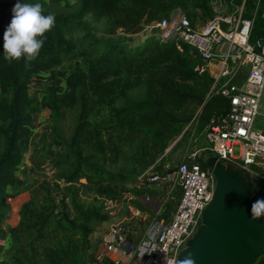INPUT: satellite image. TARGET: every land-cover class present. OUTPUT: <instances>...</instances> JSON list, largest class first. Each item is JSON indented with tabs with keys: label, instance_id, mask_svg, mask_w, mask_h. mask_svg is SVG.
Wrapping results in <instances>:
<instances>
[{
	"label": "trees",
	"instance_id": "obj_1",
	"mask_svg": "<svg viewBox=\"0 0 264 264\" xmlns=\"http://www.w3.org/2000/svg\"><path fill=\"white\" fill-rule=\"evenodd\" d=\"M60 1L20 0L39 2L55 24L36 59L9 63L3 33L17 0H0V234L8 188L16 186L34 115L42 110L49 121L43 166L55 171L17 209L8 227L11 251L0 264H95L93 233L107 218L104 200L131 194L130 203L149 219L160 207L156 192L127 183L151 165L161 171L170 144L188 143L187 126L205 130L229 105L211 89L209 73L196 69L201 61L190 45L161 41L154 31L134 40L144 24L176 9L192 24L206 22L209 0H75L70 11L52 9ZM96 23L103 24L102 37ZM262 25L257 18L254 32ZM33 84L42 85L40 95L31 92ZM68 113L73 120L65 131ZM252 180L255 189L264 187V178ZM147 193L150 200L142 202ZM256 264H264V254Z\"/></svg>",
	"mask_w": 264,
	"mask_h": 264
},
{
	"label": "built area",
	"instance_id": "obj_2",
	"mask_svg": "<svg viewBox=\"0 0 264 264\" xmlns=\"http://www.w3.org/2000/svg\"><path fill=\"white\" fill-rule=\"evenodd\" d=\"M212 17L192 24L176 9L169 17L146 24L147 35L161 41L183 42L200 58L199 72H208L212 90L229 101L228 109L213 117L204 130V145L182 156L174 166L161 171L149 166L137 176L139 187L153 189L160 207L148 213L130 203L126 217L110 225L109 240L97 260L107 253L113 264H125L124 256L136 255L138 264H176L178 252L200 224L202 210L210 202L215 187L213 173L204 165L206 152L222 162L247 169L251 177L264 178V128L257 125L264 94V5L262 0H209ZM262 20L255 31L256 19ZM120 199H105L106 207ZM150 200V194L140 198ZM129 235V237H128ZM96 264V263H95Z\"/></svg>",
	"mask_w": 264,
	"mask_h": 264
},
{
	"label": "water",
	"instance_id": "obj_3",
	"mask_svg": "<svg viewBox=\"0 0 264 264\" xmlns=\"http://www.w3.org/2000/svg\"><path fill=\"white\" fill-rule=\"evenodd\" d=\"M204 165L215 177L212 198L176 264H256L264 254V187L255 189L247 169L216 155Z\"/></svg>",
	"mask_w": 264,
	"mask_h": 264
},
{
	"label": "rangeland",
	"instance_id": "obj_4",
	"mask_svg": "<svg viewBox=\"0 0 264 264\" xmlns=\"http://www.w3.org/2000/svg\"><path fill=\"white\" fill-rule=\"evenodd\" d=\"M74 2L75 0H61L58 4L53 5L52 9L62 12L70 11L73 7ZM145 25L146 24L143 25L141 31L134 37L135 42L139 41L145 36ZM102 28V23H96L94 25L93 31L97 36L102 37ZM119 33L121 32L119 31ZM66 64L67 62H64V65ZM41 88V84H33L30 90L34 95H40ZM260 112L264 113V94L261 98ZM47 115V110H42L34 115V127L32 130V136L30 138L28 147H26L25 151L23 152L22 164L17 172L18 181L15 187L8 188V190L12 194V197L10 198L9 203L5 208V218L2 224L3 231L0 234V250L1 255L3 254L4 257H7L11 251V241L8 233V227L14 222L17 209L26 200L33 199L37 196V186L44 178L52 180L55 176V171L52 165L49 164L43 166V162L45 161L46 156L43 147L46 144V132L49 129V121ZM72 120V114L68 113L63 123L65 131H68ZM257 125L260 128H264V119L262 116H258ZM186 130L190 138L188 143L177 146L178 142L177 140H174L167 148V152L165 154L166 161L164 165L174 166L181 160L182 156H184L185 153L194 148H198L204 145V130L197 131L194 124L187 126ZM80 183L83 184V181H81ZM127 186L139 187L138 181L129 182L127 183ZM118 201L119 205H114L108 208L104 203L103 211L107 215V218L102 222L96 223L95 231L101 232L104 230H108L111 224L123 219L124 217H126L127 213L130 212V203L126 200V198H124V196ZM146 218L148 219V216Z\"/></svg>",
	"mask_w": 264,
	"mask_h": 264
},
{
	"label": "clouds",
	"instance_id": "obj_5",
	"mask_svg": "<svg viewBox=\"0 0 264 264\" xmlns=\"http://www.w3.org/2000/svg\"><path fill=\"white\" fill-rule=\"evenodd\" d=\"M11 20L3 33V55L9 63L26 62L36 59L44 45V35L55 24L54 14L44 15L39 3H22L20 0L12 6ZM258 214V213H257Z\"/></svg>",
	"mask_w": 264,
	"mask_h": 264
},
{
	"label": "crops",
	"instance_id": "obj_6",
	"mask_svg": "<svg viewBox=\"0 0 264 264\" xmlns=\"http://www.w3.org/2000/svg\"><path fill=\"white\" fill-rule=\"evenodd\" d=\"M95 235H97V236H95ZM93 237L96 241V247H97L96 248V257H97L98 253L104 249V244H103L104 240H109L112 238V236L110 234V229H108V230H104L101 232L94 231ZM0 257L5 258L3 254L1 255V252H0ZM122 258H123V262L125 264H138L139 263V259L134 254H132L130 256H124ZM113 262H114V255L111 253H107L101 259H98L96 264H113Z\"/></svg>",
	"mask_w": 264,
	"mask_h": 264
}]
</instances>
